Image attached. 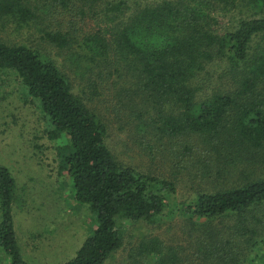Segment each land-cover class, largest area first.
<instances>
[{"label": "trees", "instance_id": "obj_1", "mask_svg": "<svg viewBox=\"0 0 264 264\" xmlns=\"http://www.w3.org/2000/svg\"><path fill=\"white\" fill-rule=\"evenodd\" d=\"M100 1L0 0V26L38 21L43 40L66 51L74 40L50 17ZM125 5L126 0L107 5L120 12L121 27L87 39L93 54L89 73L100 84H113L117 105L153 140L197 137L216 154L218 171L264 165V0H164L127 17ZM217 8H238L250 16L219 33L210 23ZM215 67L225 69L232 86L197 100L204 74ZM13 93L44 117L45 137L63 143L57 157L74 185V198L98 215L97 227L64 264H105L123 247L129 225L158 223L173 211L175 184L116 159L107 146V126L75 95L55 59L0 41V102ZM15 189L12 172L0 166V245L10 264H28L15 232ZM179 206L184 222L199 232V264H237L242 248L255 252L264 246V176L240 187L200 191ZM189 251L166 248L154 238L140 243L135 255L158 264H186L194 262L192 253L183 255Z\"/></svg>", "mask_w": 264, "mask_h": 264}, {"label": "rangeland", "instance_id": "obj_2", "mask_svg": "<svg viewBox=\"0 0 264 264\" xmlns=\"http://www.w3.org/2000/svg\"><path fill=\"white\" fill-rule=\"evenodd\" d=\"M113 1L118 3L120 0H104L81 10L50 17L56 28L70 34L74 40L72 49L60 51L46 43L41 37L42 27L38 21L23 25L10 23L5 28L0 26V41L27 45L55 59L70 78L75 95L107 126V146L116 159L145 175L173 182L176 186V193L170 196V210L173 211H168L158 223L129 225L124 232L123 247L105 264H158L155 259L135 255L140 243L154 238L162 241L166 248L173 247L178 252L190 250L183 255L190 258L192 253L194 262L186 264H199V232L184 222L185 218L178 212L179 205L191 203L200 191L240 187L249 180L262 178L264 165L246 168L236 164L230 170L218 171L216 154L197 137L153 140L145 129L137 126L133 117L129 118L127 109L117 105L115 89L111 90L113 84H100L99 78L91 75L87 68L89 64L92 66L93 57L87 39L98 31L102 35L107 29L121 27L118 26L121 20L116 19L120 12L110 11L107 6ZM126 1L127 6L122 8L125 17L146 5L164 0ZM211 16L214 18L210 22L213 28L223 33L233 30L238 21L249 17L250 13L238 8H217ZM224 70L215 67L209 74H204L197 100L230 89L232 81ZM43 118L17 93L0 102V166L10 169L16 183L13 213L22 258L28 264H64L75 258L86 238L97 227L98 215L90 205L76 202L74 185L60 168L57 157V147L63 143L45 137ZM218 172L221 177L217 176ZM171 212L174 215L169 216ZM236 261L237 264H264V246L255 252L242 248ZM10 263V257L0 245V264Z\"/></svg>", "mask_w": 264, "mask_h": 264}]
</instances>
